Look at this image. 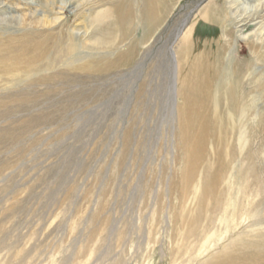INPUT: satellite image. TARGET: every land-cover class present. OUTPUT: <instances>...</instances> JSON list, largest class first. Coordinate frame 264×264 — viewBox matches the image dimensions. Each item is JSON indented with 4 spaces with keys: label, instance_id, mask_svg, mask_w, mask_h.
<instances>
[{
    "label": "rangeland",
    "instance_id": "obj_1",
    "mask_svg": "<svg viewBox=\"0 0 264 264\" xmlns=\"http://www.w3.org/2000/svg\"><path fill=\"white\" fill-rule=\"evenodd\" d=\"M68 1L0 0V264H264L260 24L226 0ZM192 65L221 76L202 111Z\"/></svg>",
    "mask_w": 264,
    "mask_h": 264
},
{
    "label": "bare ground",
    "instance_id": "obj_2",
    "mask_svg": "<svg viewBox=\"0 0 264 264\" xmlns=\"http://www.w3.org/2000/svg\"><path fill=\"white\" fill-rule=\"evenodd\" d=\"M70 2H71L70 0L68 2H66L60 9L64 10L66 8L67 3L69 6ZM243 3H246V4L251 3L252 5H250L248 8V7L241 6ZM225 4L231 9L229 11L230 12L229 18L232 19V22L234 23L235 28L239 27L240 30L241 29L246 30L248 28H251V27L253 28L254 26L260 24V28L264 31V17H263L264 15L261 14L262 9H264V0H226ZM65 11H66V9H65ZM212 18L213 17L211 15L207 19L213 21L214 19H212ZM202 19L206 20L204 18H202ZM184 25H185V22L182 24L183 28H184ZM191 31H192V29L186 33H183V31L181 32V29H179L176 33V37L174 38V40L177 42V40L180 39V41H179L180 45L183 43L187 44L189 41L186 40V37L188 38L191 35ZM193 33L194 32H192V34ZM263 33L264 32L261 31L259 34L263 35ZM223 36H224V33H223ZM224 40H225V42H223V44L225 47L226 44L228 43V41L230 42L231 39H228L227 41H226V39H224ZM261 41H264V38H262ZM195 42L196 41H194V44H195ZM221 42L222 41H219V40L217 42H215V44H217L219 47V49L216 52L208 50L207 52L206 51H204V52L199 51L196 54L194 51L193 52L195 54L194 57H210V56H212V54L216 55L214 57H220L221 51L223 50V47L221 48V46H222ZM248 42L252 45L258 44L256 42H253L250 40L245 41V43H247V44H248ZM204 43H207V42H204ZM194 49H195V45H194ZM174 51L175 50L173 48H170V55H171L170 58L175 61L176 53ZM189 57H190V55H189ZM173 66L176 68L177 65H173ZM207 68H209V67L201 65V68L200 67L197 68L194 65H192L191 67H189V70H187V71L192 73V74H190L192 76V78L190 77L187 80V81H189L188 83H190L191 81L196 82L197 80H200V82H199L200 84L198 86L191 89L189 92H187V91L185 92L186 94H184V96H186L185 99H186L187 105L195 107L196 109H199L201 111L204 109L205 106H207L208 102H209V104L211 102V97L209 95L210 94V92H209L210 83L209 82L212 81L213 78H214L213 80H215V79L219 80V78L221 77L220 74L215 76V74L217 72L216 70H214V69L208 70ZM198 76H200L199 79L197 78ZM174 78H176L175 75H173V83H175ZM173 83H172V86L174 87ZM180 83L182 84L183 81ZM181 90L183 92L184 89H181ZM187 96H188V100H187ZM197 112L198 111H196L195 113H197ZM197 115H198V113H197Z\"/></svg>",
    "mask_w": 264,
    "mask_h": 264
}]
</instances>
